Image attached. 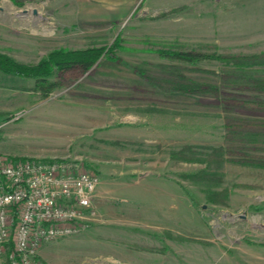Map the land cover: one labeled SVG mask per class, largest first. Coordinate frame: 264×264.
<instances>
[{
	"label": "rangeland",
	"instance_id": "obj_1",
	"mask_svg": "<svg viewBox=\"0 0 264 264\" xmlns=\"http://www.w3.org/2000/svg\"><path fill=\"white\" fill-rule=\"evenodd\" d=\"M233 1L234 12L222 6L227 0H0V51L28 64L53 49L122 37L121 49L89 71L63 72L62 86L47 96L31 79L0 72V153L65 158L100 176L96 219L44 243L38 256L45 264H264V141L225 137L226 122L263 129L264 106L251 95L259 90L244 88L250 99L239 104L149 79L217 80L163 49L203 42L264 48L247 44L244 0ZM187 144L234 147L224 167L226 204L208 202L200 185L182 177L205 165L171 158Z\"/></svg>",
	"mask_w": 264,
	"mask_h": 264
},
{
	"label": "trees",
	"instance_id": "obj_2",
	"mask_svg": "<svg viewBox=\"0 0 264 264\" xmlns=\"http://www.w3.org/2000/svg\"><path fill=\"white\" fill-rule=\"evenodd\" d=\"M178 8V7H176ZM161 12L159 15L166 14ZM121 34H116L113 42L102 46H89L86 48H57L49 51L37 63L28 64L19 61L10 54L0 51V72L11 73L32 80V88L38 90L42 96L49 95L54 89L62 86L65 80L63 72L76 69L87 72L100 63L105 57H111L121 49ZM250 46V45H249ZM162 56L169 57L179 64H188L192 69L213 73L215 81H200L188 77L178 79L168 77L149 76L151 81L167 90L178 91L186 94H211L219 102L238 101L242 104L250 99L244 88L259 90L252 91L256 102L264 106V48L220 49L215 43H199L194 46L175 47L160 50ZM202 61H217L221 64L219 70L202 66ZM175 68L179 70V65ZM181 74V73H180ZM19 87H24L19 85ZM260 128L245 130L232 122H226L229 128L225 137L230 141H264V120ZM244 129V130H243ZM204 149L196 151L192 144L183 145L170 152L171 158L198 160L205 163L194 171L181 172L182 177L201 186L208 202L226 204L230 190L224 185V167L230 159L228 153L234 150L227 145H204ZM244 161V160H243ZM166 234L171 236L170 231ZM181 239H190L179 235ZM149 249V248H148Z\"/></svg>",
	"mask_w": 264,
	"mask_h": 264
},
{
	"label": "built area",
	"instance_id": "obj_3",
	"mask_svg": "<svg viewBox=\"0 0 264 264\" xmlns=\"http://www.w3.org/2000/svg\"><path fill=\"white\" fill-rule=\"evenodd\" d=\"M99 183V174L77 161L0 153V264H45L38 256L44 243L96 219Z\"/></svg>",
	"mask_w": 264,
	"mask_h": 264
},
{
	"label": "crops",
	"instance_id": "obj_4",
	"mask_svg": "<svg viewBox=\"0 0 264 264\" xmlns=\"http://www.w3.org/2000/svg\"><path fill=\"white\" fill-rule=\"evenodd\" d=\"M224 4L222 6L228 7L230 12L235 11V1L227 0V3L224 2ZM240 4L245 6L246 18L244 27L247 29L245 31L247 44L264 45V0H244ZM187 9L190 11V5H188Z\"/></svg>",
	"mask_w": 264,
	"mask_h": 264
},
{
	"label": "water",
	"instance_id": "obj_5",
	"mask_svg": "<svg viewBox=\"0 0 264 264\" xmlns=\"http://www.w3.org/2000/svg\"><path fill=\"white\" fill-rule=\"evenodd\" d=\"M34 12H37L36 8H34ZM149 173V171H143V172H139V175L142 176V175H145Z\"/></svg>",
	"mask_w": 264,
	"mask_h": 264
}]
</instances>
